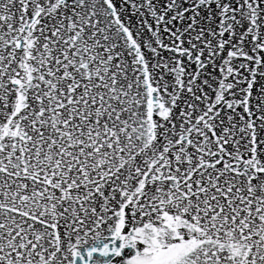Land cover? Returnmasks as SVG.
<instances>
[{"label":"snow or ice","instance_id":"snow-or-ice-1","mask_svg":"<svg viewBox=\"0 0 264 264\" xmlns=\"http://www.w3.org/2000/svg\"><path fill=\"white\" fill-rule=\"evenodd\" d=\"M0 264H264V0H0Z\"/></svg>","mask_w":264,"mask_h":264}]
</instances>
